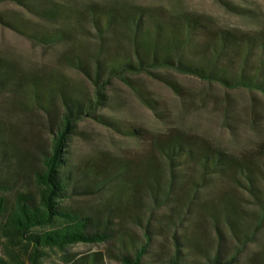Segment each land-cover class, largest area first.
I'll return each instance as SVG.
<instances>
[{
	"label": "trees",
	"instance_id": "obj_1",
	"mask_svg": "<svg viewBox=\"0 0 264 264\" xmlns=\"http://www.w3.org/2000/svg\"><path fill=\"white\" fill-rule=\"evenodd\" d=\"M34 12L45 22L57 23L55 28L44 25L32 32L30 37L42 44L69 40L70 26H80L73 9L58 3L41 2ZM83 14L95 25L98 40L90 56L78 49L63 58L91 80L94 97L57 87L62 111L58 120L47 118L49 130L55 132L49 147L38 149L37 163L30 170L31 185L0 170V264H103L97 263L96 254L76 258L67 251L79 243L104 242L110 235L107 225L100 226L99 220L76 210L68 201L76 193L100 192L120 177L135 179L146 195L143 216L133 219L141 234L127 243L120 256L122 264H146L157 234L154 213L171 200L178 204L166 227L171 249L164 264H237L264 221V142L256 157L237 156L194 135L170 131L152 137L154 156L141 159L133 170L128 163L116 162L105 170L93 165L72 168L65 158L66 145L83 116L101 117L95 112L105 103L111 77L132 84L126 74L169 69L225 88H245L264 95V27L252 32L212 27L199 15L174 12L162 16L132 3L122 8L112 3L89 4ZM107 36L113 37L112 42ZM118 38L126 41L131 59L115 56L113 41ZM164 80L177 90L175 83ZM35 83L27 82L28 89ZM138 90L140 98L151 106L144 91ZM36 93L33 88L39 104L41 95ZM142 132L136 127L128 129L129 135L142 137ZM1 160L7 159L0 153V164ZM216 178L223 180L224 193L232 191L238 201H208L219 191ZM239 191L254 205L250 218L244 216ZM200 214L215 233L210 250L199 240ZM184 221L187 230L181 233ZM223 225L231 233L228 239L221 230ZM224 238L235 240L236 248L228 251ZM53 250L61 252L62 262L48 260ZM199 252L206 258L202 262L194 256ZM258 264H264V255Z\"/></svg>",
	"mask_w": 264,
	"mask_h": 264
},
{
	"label": "rangeland",
	"instance_id": "obj_2",
	"mask_svg": "<svg viewBox=\"0 0 264 264\" xmlns=\"http://www.w3.org/2000/svg\"><path fill=\"white\" fill-rule=\"evenodd\" d=\"M41 2L73 9L72 15L78 16L80 26H70L69 40L46 45L30 37L44 25L57 26L35 14ZM107 3L121 8L132 3L162 16L174 12L195 14L212 27L246 32L264 27V0H0V153L7 159L1 160L2 174L7 173L17 178V182L31 185L30 170L37 163L38 149L48 148L55 132L49 130L47 118L58 120L62 111L57 87L94 97L91 80L70 65L63 55H73L78 49L87 55L93 51L98 40L96 27L83 13L89 4L102 6ZM113 48L116 57L132 58L125 40H114ZM154 73L126 74L132 84L118 77L109 79L105 103L95 112L101 117L83 116L67 141L65 158L70 167L93 165L105 170L116 162L128 163L133 170L141 159L154 156L153 136L162 137L175 130L202 138L228 153L256 157L259 144L264 142V95L245 88H225L217 82L169 69H158ZM164 79L175 83L177 90ZM31 81L36 82L33 88L41 95L39 104L32 94L33 88L27 87V82ZM132 85L144 91L151 106L140 98L139 90ZM130 127L142 130L143 136L129 135ZM215 180L219 191L208 201H238L232 191L224 193L226 187L222 179ZM239 192V203L246 209L244 216L250 218L254 205L247 201L244 192ZM145 202L143 186L132 177L114 179L97 193L73 194L68 203L99 220L100 226L107 225L110 235L104 242L79 243L68 247L67 251L76 258L96 254L97 263L122 264L120 256L127 243L141 234V228L133 219L142 215ZM177 204L167 201L154 213L152 223L157 234L152 251L146 256V264H164L171 249L166 227L176 215ZM199 219V240L209 249L215 233L201 214ZM180 227L181 233L187 230V221ZM220 227L228 239L229 229L224 225ZM225 238L228 251L234 250L236 241ZM201 254L194 256L202 262L206 258H201ZM262 255L264 221L244 247L237 264H258ZM60 257L61 252L57 250L48 254L50 262H62Z\"/></svg>",
	"mask_w": 264,
	"mask_h": 264
}]
</instances>
